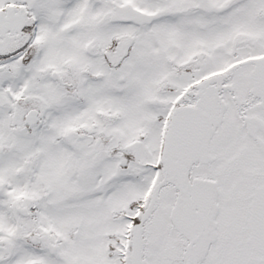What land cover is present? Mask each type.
<instances>
[{"label":"snow or ice","instance_id":"6c2138e0","mask_svg":"<svg viewBox=\"0 0 264 264\" xmlns=\"http://www.w3.org/2000/svg\"><path fill=\"white\" fill-rule=\"evenodd\" d=\"M0 264H264V0H0Z\"/></svg>","mask_w":264,"mask_h":264}]
</instances>
